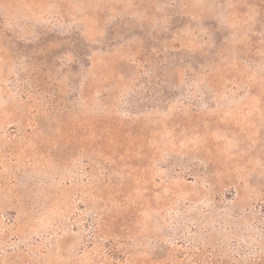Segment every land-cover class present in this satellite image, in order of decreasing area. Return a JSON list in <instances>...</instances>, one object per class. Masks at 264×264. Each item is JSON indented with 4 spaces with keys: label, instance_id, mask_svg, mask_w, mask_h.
<instances>
[{
    "label": "rangeland",
    "instance_id": "1",
    "mask_svg": "<svg viewBox=\"0 0 264 264\" xmlns=\"http://www.w3.org/2000/svg\"><path fill=\"white\" fill-rule=\"evenodd\" d=\"M0 264H264V0H0Z\"/></svg>",
    "mask_w": 264,
    "mask_h": 264
}]
</instances>
